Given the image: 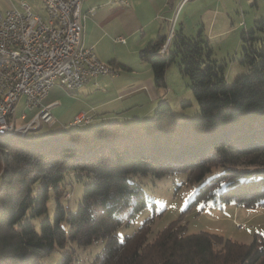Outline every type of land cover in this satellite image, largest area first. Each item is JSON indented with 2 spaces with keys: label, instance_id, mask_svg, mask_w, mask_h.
<instances>
[{
  "label": "trees",
  "instance_id": "1",
  "mask_svg": "<svg viewBox=\"0 0 264 264\" xmlns=\"http://www.w3.org/2000/svg\"><path fill=\"white\" fill-rule=\"evenodd\" d=\"M255 26L243 35L249 72L232 84L203 31H177L165 49L167 36L140 49L157 87L167 86L166 70L180 56L199 107L194 118L175 116L162 99L146 118L72 126L39 139L32 136L43 125L0 136V264H44L53 257L54 264H74L69 242L103 238L91 264H264L258 234L243 244L171 224L150 239L147 222L123 240L116 234L124 223L121 211L132 205L129 221L147 205L140 179L148 175L184 172L198 184L196 200L227 193L241 205L264 206V20ZM72 173L86 185L76 210L64 202L65 178Z\"/></svg>",
  "mask_w": 264,
  "mask_h": 264
},
{
  "label": "crops",
  "instance_id": "2",
  "mask_svg": "<svg viewBox=\"0 0 264 264\" xmlns=\"http://www.w3.org/2000/svg\"><path fill=\"white\" fill-rule=\"evenodd\" d=\"M22 1L29 3L32 9L35 7L37 11L34 12L45 15L41 0H0V11L20 7ZM33 1L41 4L33 6ZM181 3L182 0L83 1L84 44L94 47L101 61L115 63L119 68L113 75L100 74L78 91H70L80 93L77 99L83 101L76 113L91 116V123L95 124L150 117L162 98L156 91L151 65L139 58L140 49L156 37L168 36L173 26L175 34L183 31L195 36L203 31L210 41L225 35L229 31L228 23L256 21L260 10V0H189L182 6ZM119 36L126 41H117ZM62 89L65 88L56 83L43 101L44 105H51L52 112L58 105ZM92 97L95 101L87 102ZM143 103L149 105L148 109L135 112L134 107ZM37 110L26 108L25 97H21L12 122L20 126L31 120ZM22 113L26 114L25 118ZM49 126L54 130L61 127L57 119Z\"/></svg>",
  "mask_w": 264,
  "mask_h": 264
},
{
  "label": "rangeland",
  "instance_id": "3",
  "mask_svg": "<svg viewBox=\"0 0 264 264\" xmlns=\"http://www.w3.org/2000/svg\"><path fill=\"white\" fill-rule=\"evenodd\" d=\"M32 3L33 6L41 4L36 1ZM33 10L37 11L35 7ZM260 19L264 20L263 0H260L257 20ZM256 21L247 24L235 22L234 25L228 23L226 28L229 31L225 35L209 41L212 58L226 65L225 80L227 84H232L238 77L249 72V67L242 62L245 45L243 35L244 31L249 32L256 29ZM256 34L262 35L263 33L257 31ZM180 60V56H177L176 60L168 66L166 70L167 86H156V91L160 98L170 103L175 116L190 119L199 115V107L191 89L190 80L180 69ZM78 96L80 93L70 92L66 89L60 90L58 105L52 113L61 127L54 130L52 128H55L56 125L51 128L48 124H44L32 137L39 139L40 135L46 133H59L71 129V122L78 114L76 113L78 109L83 105V101L77 99ZM90 101H95V98H88L87 102ZM20 105L23 106V104ZM148 107L149 105L143 103L134 108L135 112H142ZM155 109L156 106L150 115L154 114ZM19 123L20 121H18ZM187 176V173L179 172L169 174L161 179H153L150 175L141 177L147 205L132 216L129 221L126 220V217L132 210V205L120 212L119 217L124 219V223L118 228L117 237L123 240L133 235L144 222L150 225V239H154L158 233L171 224L185 226L189 234L216 233L243 244H250L257 234L264 237V206L241 205L234 196L227 193L196 200L198 184L189 182ZM65 183H67V191L64 193V202L72 210H76L86 187L85 181L77 179L76 174L72 173L66 176ZM134 202L135 200H132V203ZM54 207L55 201L51 198L49 201L50 215L53 214ZM105 244L106 239L104 238L94 240L88 245H79L71 241L68 243V247L75 252H68V259L75 258L74 264H91L100 255ZM54 260V257L50 258L44 264H54Z\"/></svg>",
  "mask_w": 264,
  "mask_h": 264
},
{
  "label": "built area",
  "instance_id": "4",
  "mask_svg": "<svg viewBox=\"0 0 264 264\" xmlns=\"http://www.w3.org/2000/svg\"><path fill=\"white\" fill-rule=\"evenodd\" d=\"M41 1L45 15L34 12L26 1L0 11V136L24 135L44 124L53 125L56 118L51 105L43 101L56 83L78 91L93 77L117 72L99 59L94 47L83 42L84 0ZM187 1L182 0L181 6ZM173 27L164 49L175 34ZM117 41L126 40L119 36ZM21 97H25L26 108L38 110L31 120L16 126L12 116ZM91 121V116L77 114L71 126Z\"/></svg>",
  "mask_w": 264,
  "mask_h": 264
}]
</instances>
